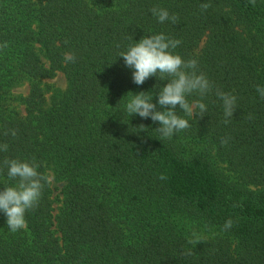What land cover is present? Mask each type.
<instances>
[{"label":"trees","instance_id":"1","mask_svg":"<svg viewBox=\"0 0 264 264\" xmlns=\"http://www.w3.org/2000/svg\"><path fill=\"white\" fill-rule=\"evenodd\" d=\"M153 7L178 21L159 22ZM157 34L180 40L174 54L195 59L213 85L204 97L187 96L205 103L203 118L177 106L191 126L171 139L158 122L126 111L142 91L157 103L168 83H133L120 57ZM5 42L0 191L19 182L6 159L34 161L62 199L55 214L53 182L45 183L26 228L14 233L0 212V264H264V99L256 90L264 87V0H0ZM58 72L68 87L50 99L46 81ZM23 82L28 94L15 96ZM216 89L237 98L227 124ZM228 219L233 227L223 231ZM194 234L204 242L189 243Z\"/></svg>","mask_w":264,"mask_h":264},{"label":"clouds","instance_id":"2","mask_svg":"<svg viewBox=\"0 0 264 264\" xmlns=\"http://www.w3.org/2000/svg\"><path fill=\"white\" fill-rule=\"evenodd\" d=\"M249 2L255 4V0H249ZM209 7L208 3L200 5L202 11ZM151 12L161 23L170 20L175 24L178 21V16L169 15L166 9L153 7ZM180 43V40L168 38L164 34L144 36L139 42L130 46L127 51L120 53L125 66L133 70V83L142 85L152 76L168 81L156 94L158 95L157 103L152 102L153 97L148 95L149 92L142 91L134 94L126 104V111L130 116L138 115L142 119L150 118L154 123L158 122L160 126L155 129L162 139H171L176 133L191 126L187 119L178 115L177 106L188 117L203 118L206 113L207 108L202 100H194L190 103L187 96L196 93L200 97H204L213 90V85L207 77L203 73H197L198 62L195 59L185 61L180 55L174 54L172 50L177 48ZM5 47H7L6 42L0 45V48ZM75 60L74 54H65L66 62L74 63ZM256 90L264 99V87L258 85ZM215 94L222 101L224 123L227 124L237 109V98L219 89H216ZM248 118L251 119V116ZM139 129L147 130L143 124L139 126ZM16 134V130H11L13 137ZM227 143L228 138L221 140L222 145ZM7 148V144L0 145V151H7ZM4 164L8 169L9 179L19 181L15 186H6L0 191V212L6 216V224L14 233L26 228V212L38 205L44 184L51 183L53 178L38 172L39 165L34 161L29 163L17 159H6ZM158 179L166 180L167 176L161 174ZM233 223L232 219H228L222 230H230ZM199 242H204V239L195 234L194 239L189 240V243L197 244ZM184 254L192 255V251L189 250Z\"/></svg>","mask_w":264,"mask_h":264},{"label":"rangeland","instance_id":"3","mask_svg":"<svg viewBox=\"0 0 264 264\" xmlns=\"http://www.w3.org/2000/svg\"><path fill=\"white\" fill-rule=\"evenodd\" d=\"M48 83V97L51 99L53 96H60L68 87V82L65 75L62 72H58L53 78H50L46 81ZM29 92V84L27 82H23L18 84L14 89L15 96H25ZM16 106L22 110V106L16 103ZM54 186V205L56 214L60 205L62 194L60 192L61 185L56 183L55 180L52 179ZM58 186V187H57Z\"/></svg>","mask_w":264,"mask_h":264}]
</instances>
